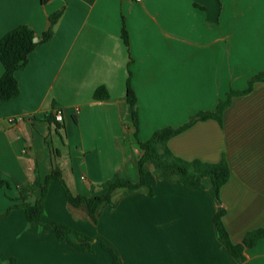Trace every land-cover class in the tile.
Masks as SVG:
<instances>
[{
  "label": "crops",
  "instance_id": "crops-1",
  "mask_svg": "<svg viewBox=\"0 0 264 264\" xmlns=\"http://www.w3.org/2000/svg\"><path fill=\"white\" fill-rule=\"evenodd\" d=\"M61 10L54 38L16 75L19 98L0 104V175L10 185L0 188V258L17 264H245L220 238L208 194L177 184L159 181L153 196L148 189L126 197L118 190L116 206L102 205L94 223L86 206L70 205L61 184L50 181L43 221L95 238L93 254L29 224L16 206L19 189L37 177L44 184L55 169L74 196L104 195L100 186L117 172L139 181L138 140L214 112L233 94L222 125L199 122L169 147L187 161L226 158L231 178L221 201L234 245L264 229V82L244 94L264 74V0H0V40L20 26L43 37ZM130 73L137 139L126 101ZM101 87L109 100H94ZM58 108L61 124L54 122ZM41 197L37 189L30 202ZM245 256L247 264H264V239Z\"/></svg>",
  "mask_w": 264,
  "mask_h": 264
},
{
  "label": "trees",
  "instance_id": "trees-1",
  "mask_svg": "<svg viewBox=\"0 0 264 264\" xmlns=\"http://www.w3.org/2000/svg\"><path fill=\"white\" fill-rule=\"evenodd\" d=\"M62 15L63 11L61 10L50 17V27L44 33L43 40L40 43H35L37 35L28 26H20L14 29L0 40V62L4 67V74L0 78V104L19 98L20 85L16 76L17 73L26 69L30 62V56L40 45L48 43L54 38L56 25L61 20ZM122 38L126 46L129 47V35L125 24L122 29ZM258 81L264 82V74L254 78L251 81L250 88L244 94L249 93L253 88V84ZM232 97L233 94L225 102H220L214 112H202L191 117L184 126L160 129L145 143L138 140L139 153L135 162L138 166L139 181H133L124 177L121 172H117L112 179L100 186L102 190L106 191L104 195L74 196L67 188L61 171L55 169L44 184L37 177L32 185L19 189L20 197L18 201L20 204L16 208H22L25 211L29 224H38L42 229L54 233L59 241L68 242L81 252L93 254V243L97 241L95 238L81 234L61 223L43 221L45 217L44 200L50 181L55 180L61 184L70 205L74 207L86 206L94 223L98 222V212L102 205L113 203L116 206L113 200L114 192L122 190L124 191L123 196L126 197L142 193L145 189H148L149 195L153 196L154 189L159 181L173 183L191 191H202L208 194L217 206L215 223L220 238L225 242L228 251L234 258L247 264L245 252L255 248L264 239V229L248 233L240 245H234L231 242L223 222L226 210L221 201V191L231 178V169L226 158L224 157L221 162L216 164L201 160L187 161L175 156L169 147V142L173 138L199 122L216 120L222 125L224 113L230 106ZM109 99L110 94L105 87L98 88L94 93V100L96 101H107ZM126 101L131 122L136 129L135 138L137 139L140 131V117L138 97L131 84V73L127 81ZM58 127L60 128V125ZM150 167L153 169H150ZM9 186V183L2 179L0 175V188ZM37 189L42 190V197L39 201L32 203L30 200ZM98 242L117 262L118 259L114 251L102 241L98 240ZM0 264H17V260L10 258L4 261L0 258Z\"/></svg>",
  "mask_w": 264,
  "mask_h": 264
},
{
  "label": "built area",
  "instance_id": "built-area-1",
  "mask_svg": "<svg viewBox=\"0 0 264 264\" xmlns=\"http://www.w3.org/2000/svg\"><path fill=\"white\" fill-rule=\"evenodd\" d=\"M54 118H55V122L61 124L64 121V113L63 110L61 109H56V111L54 112ZM10 124H14L17 122L16 119H10L9 120ZM136 153H139V150H136Z\"/></svg>",
  "mask_w": 264,
  "mask_h": 264
},
{
  "label": "water",
  "instance_id": "water-1",
  "mask_svg": "<svg viewBox=\"0 0 264 264\" xmlns=\"http://www.w3.org/2000/svg\"><path fill=\"white\" fill-rule=\"evenodd\" d=\"M42 40H43V37L42 36H37L35 38V43H40Z\"/></svg>",
  "mask_w": 264,
  "mask_h": 264
}]
</instances>
